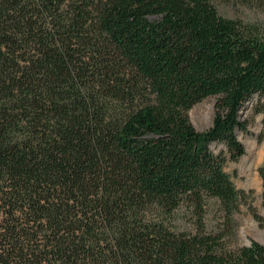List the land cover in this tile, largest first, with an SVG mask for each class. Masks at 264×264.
Instances as JSON below:
<instances>
[{
	"label": "trees",
	"instance_id": "obj_1",
	"mask_svg": "<svg viewBox=\"0 0 264 264\" xmlns=\"http://www.w3.org/2000/svg\"><path fill=\"white\" fill-rule=\"evenodd\" d=\"M256 96L264 33L212 0H0V264H264L235 244L243 205L264 218L225 171Z\"/></svg>",
	"mask_w": 264,
	"mask_h": 264
},
{
	"label": "rangeland",
	"instance_id": "obj_2",
	"mask_svg": "<svg viewBox=\"0 0 264 264\" xmlns=\"http://www.w3.org/2000/svg\"><path fill=\"white\" fill-rule=\"evenodd\" d=\"M219 14L229 19H239L245 23L258 24L264 33V9L242 5L236 1L226 2L223 0H212ZM218 97H209L195 105L189 112L194 127L200 131L210 129L214 121V107ZM259 97H254L242 110V119L249 120L248 131L239 132V140L245 145L246 154L238 161H229L225 171L231 176L234 184L239 190L249 195V203H252L264 218L262 204V180L259 169L264 163V113L256 112ZM214 153H220L223 146L212 144ZM209 213L206 218L207 229L216 232L220 223L219 208L215 202H211ZM237 238L235 244L238 246H249L251 241H257L264 246V225L261 226L250 213L248 206L243 205L238 214L235 215ZM177 230L191 231L193 228L185 221L184 214L180 213L175 221Z\"/></svg>",
	"mask_w": 264,
	"mask_h": 264
}]
</instances>
